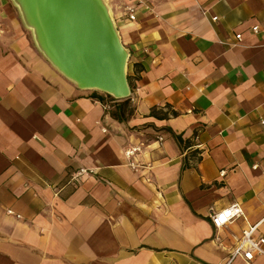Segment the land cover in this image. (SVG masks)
Listing matches in <instances>:
<instances>
[{"label": "crops", "instance_id": "0c3cea01", "mask_svg": "<svg viewBox=\"0 0 264 264\" xmlns=\"http://www.w3.org/2000/svg\"><path fill=\"white\" fill-rule=\"evenodd\" d=\"M149 5L115 15L133 111L118 121L122 100L66 79L0 0V264H224L264 216V0ZM232 204L243 216L215 229Z\"/></svg>", "mask_w": 264, "mask_h": 264}, {"label": "water", "instance_id": "95a60500", "mask_svg": "<svg viewBox=\"0 0 264 264\" xmlns=\"http://www.w3.org/2000/svg\"><path fill=\"white\" fill-rule=\"evenodd\" d=\"M11 1L37 49L77 88L129 97V53L104 0Z\"/></svg>", "mask_w": 264, "mask_h": 264}, {"label": "built area", "instance_id": "2783aa9c", "mask_svg": "<svg viewBox=\"0 0 264 264\" xmlns=\"http://www.w3.org/2000/svg\"><path fill=\"white\" fill-rule=\"evenodd\" d=\"M120 9V18L128 21L135 22L137 20L138 13L141 11H150L149 0H122L118 6ZM213 20H216L213 18ZM251 32L253 34H260L264 38V31H261L258 26L252 27ZM235 39L240 40V35H236ZM105 132V130H104ZM161 140V138H159ZM137 152H140V147H133L126 149L124 151V156L127 160H130ZM131 168L134 167V163L129 161ZM93 171L86 169H79L72 177L71 181L76 182L80 180L83 176H89ZM224 175V171L220 172V176ZM11 214V211H7ZM243 216V211L238 204H232L218 212L210 214L211 225L215 229H220L225 225H228L235 221L236 219ZM264 225V216L262 219L253 226L248 227L241 234V237L235 246V248L230 253L227 261L224 264H231L236 258H241L242 260L249 262L256 255H264V233L261 235H255L256 229Z\"/></svg>", "mask_w": 264, "mask_h": 264}, {"label": "trees", "instance_id": "16d2710c", "mask_svg": "<svg viewBox=\"0 0 264 264\" xmlns=\"http://www.w3.org/2000/svg\"><path fill=\"white\" fill-rule=\"evenodd\" d=\"M131 77L127 75V81L129 88L131 89L132 83H131ZM92 97L97 99L98 101L104 102V100L107 98L109 101L115 102L116 99L112 98L110 95H99L96 92L92 94ZM130 101L129 99H124L117 104L114 105L113 112H111V116L118 121H123L125 120L126 114L127 117L131 116L133 114L132 108H130ZM151 116H158L155 109L151 110L150 112ZM172 115H175L174 113ZM177 140H180L179 137H176Z\"/></svg>", "mask_w": 264, "mask_h": 264}, {"label": "rangeland", "instance_id": "374dc122", "mask_svg": "<svg viewBox=\"0 0 264 264\" xmlns=\"http://www.w3.org/2000/svg\"><path fill=\"white\" fill-rule=\"evenodd\" d=\"M105 2L107 1V0H104ZM107 3H108V1H107ZM120 4H118L117 5V7H114L113 9H110L111 10V13H112V17H113V19H114V21H115V18H116V13L118 12L119 13V11H120V9H118V6H119ZM18 10V9H17ZM19 12V11H18ZM19 18H20V20H21V22H22V24H23V26L25 27V25H24V23H23V21H22V19H21V16H20V13H19ZM28 31H29V29H28ZM31 32V31H30ZM32 35V34H31ZM32 39H33V37H32ZM33 42H34V40H33ZM34 44H35V42H34ZM36 46V45H35ZM41 53V52H40ZM42 54V53H41ZM127 64H128V61H127ZM128 66V65H127ZM101 93V92H100ZM103 94V93H102Z\"/></svg>", "mask_w": 264, "mask_h": 264}, {"label": "bare ground", "instance_id": "6f19581e", "mask_svg": "<svg viewBox=\"0 0 264 264\" xmlns=\"http://www.w3.org/2000/svg\"><path fill=\"white\" fill-rule=\"evenodd\" d=\"M105 2V1H104ZM107 5H108V3H107V1L105 2ZM104 3V4H105ZM109 7V6H108ZM109 9V11H108V13H109V15L112 17V13H111V10H110V8H108Z\"/></svg>", "mask_w": 264, "mask_h": 264}]
</instances>
